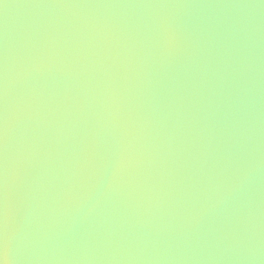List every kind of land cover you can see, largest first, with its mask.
<instances>
[{
    "label": "water",
    "instance_id": "95a60500",
    "mask_svg": "<svg viewBox=\"0 0 264 264\" xmlns=\"http://www.w3.org/2000/svg\"><path fill=\"white\" fill-rule=\"evenodd\" d=\"M3 264H264V0H0Z\"/></svg>",
    "mask_w": 264,
    "mask_h": 264
},
{
    "label": "snow or ice",
    "instance_id": "6c2138e0",
    "mask_svg": "<svg viewBox=\"0 0 264 264\" xmlns=\"http://www.w3.org/2000/svg\"><path fill=\"white\" fill-rule=\"evenodd\" d=\"M0 264H3V261L2 260H0Z\"/></svg>",
    "mask_w": 264,
    "mask_h": 264
}]
</instances>
